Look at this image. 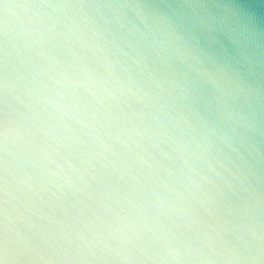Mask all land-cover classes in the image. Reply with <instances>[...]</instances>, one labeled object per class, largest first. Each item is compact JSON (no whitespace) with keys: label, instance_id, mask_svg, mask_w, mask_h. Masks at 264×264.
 <instances>
[{"label":"clouds","instance_id":"1","mask_svg":"<svg viewBox=\"0 0 264 264\" xmlns=\"http://www.w3.org/2000/svg\"><path fill=\"white\" fill-rule=\"evenodd\" d=\"M0 264H264V0H0Z\"/></svg>","mask_w":264,"mask_h":264}]
</instances>
